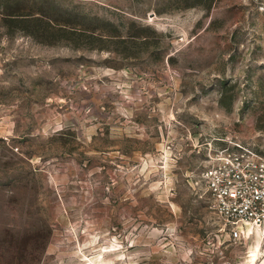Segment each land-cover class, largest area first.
<instances>
[{
    "label": "rangeland",
    "instance_id": "obj_1",
    "mask_svg": "<svg viewBox=\"0 0 264 264\" xmlns=\"http://www.w3.org/2000/svg\"><path fill=\"white\" fill-rule=\"evenodd\" d=\"M241 147L264 0H0V264H264L200 179Z\"/></svg>",
    "mask_w": 264,
    "mask_h": 264
},
{
    "label": "built area",
    "instance_id": "obj_2",
    "mask_svg": "<svg viewBox=\"0 0 264 264\" xmlns=\"http://www.w3.org/2000/svg\"><path fill=\"white\" fill-rule=\"evenodd\" d=\"M211 205L240 235L248 225L264 222V156L248 148L218 149L200 172Z\"/></svg>",
    "mask_w": 264,
    "mask_h": 264
},
{
    "label": "bare ground",
    "instance_id": "obj_3",
    "mask_svg": "<svg viewBox=\"0 0 264 264\" xmlns=\"http://www.w3.org/2000/svg\"><path fill=\"white\" fill-rule=\"evenodd\" d=\"M249 225H251V224H249ZM251 229V228H250Z\"/></svg>",
    "mask_w": 264,
    "mask_h": 264
}]
</instances>
